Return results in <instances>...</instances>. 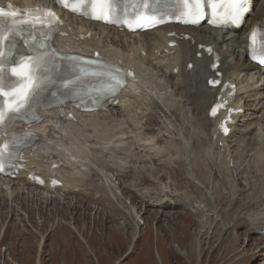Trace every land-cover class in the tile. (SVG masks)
<instances>
[{
  "label": "rangeland",
  "instance_id": "rangeland-1",
  "mask_svg": "<svg viewBox=\"0 0 264 264\" xmlns=\"http://www.w3.org/2000/svg\"><path fill=\"white\" fill-rule=\"evenodd\" d=\"M69 23L73 29L78 27L72 18ZM95 29L108 44V50L131 55L141 47L145 57L148 46L140 35L134 38L111 30L109 33L123 44L117 48L109 43L111 35L106 34L107 30ZM147 69L153 72L152 67ZM167 92L171 94L172 90ZM246 96L247 93L237 97L245 108L251 105L244 113L247 121L240 122L237 130L244 131L250 124L253 132H259L264 125V108L253 112L256 101ZM144 103L146 107L139 111L132 108V114L137 116L132 129L141 134L139 141L148 139L152 144L163 139L160 147L169 148L162 159L167 168L154 166L153 173H147L148 165L142 167L127 158L133 154V142H123V155H110L120 160L126 157L129 163L120 170L123 177L116 181L117 173L107 171L111 179L107 181L109 191L100 187L97 175L89 174L80 201L70 196L67 202L58 201L52 206L25 202L24 209L13 204L15 217L11 219L7 210L0 217V239L5 235L0 243V264H264V238L257 230L258 225L264 224V177L259 176L264 173V161L255 165L251 159L255 151L252 139L250 146L237 133L228 139L221 151L230 159L229 172L221 165L218 171L208 140L197 134L191 122L181 114L169 116L160 102ZM120 111H124L123 107ZM121 112H104L96 119L105 121L104 125L111 120L122 122L125 112ZM177 133L183 135L187 151ZM71 138L81 146L79 134ZM88 147L93 148L87 143ZM95 156L102 162L109 159ZM96 168L103 171L106 166ZM161 174L165 178L159 180ZM142 175H147L149 185L153 183L158 190L145 198L144 188H154L145 183L134 188ZM193 178L203 187L196 185ZM160 190L176 195L172 199L175 209L159 210L145 204L146 200L153 202ZM41 240L44 244L38 248Z\"/></svg>",
  "mask_w": 264,
  "mask_h": 264
},
{
  "label": "bare ground",
  "instance_id": "bare-ground-1",
  "mask_svg": "<svg viewBox=\"0 0 264 264\" xmlns=\"http://www.w3.org/2000/svg\"><path fill=\"white\" fill-rule=\"evenodd\" d=\"M14 1L24 2V0ZM28 2L47 5L51 0H29ZM252 7L253 14L247 18L241 31L214 30L206 26L198 28L164 26L155 31L141 33L139 34L140 37L143 38V41L148 46L145 57L140 54L141 47L133 50L131 55H125L122 50L121 52L108 50V44L104 43L103 38L95 32L93 33L94 27H97V25L73 19L77 22L78 27L68 30L70 26L67 24L68 29L65 28L69 37L61 41V49L66 50L69 48L74 51H85L90 55H92L94 50H98L105 58L113 59L116 64H123L125 69L133 68L139 83L122 91V95L119 97L120 106H114V102L105 103L102 107L103 110L99 112L100 116H103L102 111L104 109L106 114H111L118 110L121 112L120 107H123L124 111L122 112H125V115L123 114L122 117L125 119L122 122L116 123L111 120L107 125H104L106 124L105 121L102 122L96 119L98 114L83 115L77 114L76 111L72 110L77 114V117H75L77 121L65 123L62 122V117L58 110L46 112L43 115V122L36 130L43 132V135H39L37 148L25 154L26 172L17 174L15 180L0 178V206L5 205L2 210L0 209L2 214L0 217L6 214L5 210L9 212L8 215H11V219L15 217L17 212H15L13 204L19 206L20 209H24L25 202L52 206L58 201L67 202L66 200L70 196L72 200L80 201V196L84 190L83 183L88 181L89 174L97 175L101 180L100 187L102 189L105 187L109 191L110 187L107 181H111V179L106 174L107 171H115L117 173L114 179L116 181L118 178L123 177L120 170H124L129 162L142 165V167L148 165L147 173H153L152 167L154 166L167 168L168 164L162 159L165 157L164 152H168L169 148L168 145L160 147L163 139L159 138L152 144L148 142V139H141V142L139 141L141 134H139L140 136L137 135L131 126L133 125V119H137V116L134 115L135 113L132 114V108L136 107L134 110L139 111L141 108L146 107L145 101L147 103L160 102L162 108L167 111L169 116L174 117L177 114H181L182 117L191 122V127L193 129L196 128L197 134L208 140L209 151L212 153V158L216 161V170L219 171L221 165L224 166L223 170L228 173L227 166L230 161L226 162L227 156L221 152L222 148L218 146L219 144L223 145L227 140L219 137L214 139L213 130L216 124L214 120L212 121L207 117V111L218 94V89L210 90L206 85L207 79L215 74V72L211 73L209 70L212 65V55L208 56L204 49H200V47H210L217 53L221 64L217 71L222 74L221 80L231 81L237 85L236 96L247 93L248 96L246 97H251V100L256 101L252 108L253 112L263 110L264 97H261V92L264 90V72L246 60V42L247 36L253 27L264 26V0H253ZM65 18L68 20L69 16ZM103 28L107 30L106 34H110L111 30L116 31L114 28ZM88 32L91 33L89 39L86 38L80 42L75 40V38L81 35L84 36ZM171 33L181 37L187 36L188 39L176 40L177 47L170 50L173 54L166 55L165 44L169 41L167 35ZM112 34L114 35V33ZM109 43L117 48L123 45L118 37H113L112 35ZM198 54H200V58H197ZM189 63L193 65L191 70H187ZM148 67H152L153 72L148 70ZM175 69L177 70L176 74L174 72ZM155 73L156 76H154ZM149 79H153V81ZM167 89H171L172 93L168 94ZM236 99L235 97V104L238 109L244 110V113L251 109L250 104L245 108V105L238 103ZM68 111H71L69 106L63 112L68 113ZM244 113L235 117L238 120L235 125L231 126L229 139L234 137L235 133L245 140L246 145H249L252 139L251 145L255 146V151L251 159L254 160L255 165H258L264 161V125L259 129V132H253L250 124L245 127L244 131L237 130L241 123L247 121ZM135 126H138V124ZM41 127L42 131L39 130ZM78 134L82 138L83 143L81 142V146L76 145L71 138L76 137ZM176 136L181 141L184 150L187 151L188 144L183 135L177 133ZM123 142H133L135 146L133 154H128L129 156H127V158H130L129 162H127L126 157L123 160L111 157L113 154L123 155L126 150L125 146H122ZM87 143L88 146L93 148H86ZM105 153L107 156H103ZM96 154L101 155L102 160L109 159L105 162L98 161ZM52 163H60L63 166L57 173L62 187L51 190L48 185L39 187L28 180V174L33 171H37L40 175L48 178V167ZM97 164L106 166V169L103 170L104 172L97 168V171L95 170V167H98ZM260 172L262 174V170ZM259 176L264 177V173ZM164 178L165 176L161 174L159 180ZM148 182L150 183L149 177L142 175L139 177V184L134 185V188H138L142 183H145V186L154 188V191L144 188V198L158 191L153 183L149 185ZM193 182L203 187L197 178H193ZM173 195L176 196L170 191L160 190L153 202L150 203L146 200L145 204L159 210L175 209L177 205L176 202L172 201ZM20 199L21 203H18ZM27 212L31 215V212ZM161 213L166 214L163 211ZM237 220L241 223V220ZM258 226L257 230L259 232L264 229V224ZM260 236L264 238V233H260ZM4 239L5 235L0 239V243ZM43 244L44 241L41 240L38 248H41Z\"/></svg>",
  "mask_w": 264,
  "mask_h": 264
},
{
  "label": "snow or ice",
  "instance_id": "snow-or-ice-1",
  "mask_svg": "<svg viewBox=\"0 0 264 264\" xmlns=\"http://www.w3.org/2000/svg\"><path fill=\"white\" fill-rule=\"evenodd\" d=\"M59 2L63 3L64 0H59ZM87 2L88 0H74L72 10L73 11L78 10V8L75 6L76 3L86 4ZM183 2L189 6L188 10L190 11V13L192 15H195L197 18H199L202 15L204 8H211L215 10L217 8L224 7L227 10V17L231 19L232 22L239 23L241 21L242 14L245 11H247V5L249 0H183ZM114 4H115V0H104L103 8H107L110 10ZM65 6H68V4L65 3ZM91 6L93 9H95L96 4L94 0L91 3ZM83 14L92 15V13H89L87 11H85ZM12 16H14V13H5L3 9L0 8V39L4 38L2 33L5 31L15 34L17 31L23 30V27L17 25L14 19H10V17ZM94 18H98V19L105 18L103 10L98 16H95ZM252 39L255 42L256 40L255 32L252 35ZM261 41L264 42V32L261 33ZM25 79L34 89L36 85L34 83H31V67L28 68V75L25 77ZM0 88H2V86H0ZM3 115H4L3 109L0 108V120H3ZM225 131H227V129H225Z\"/></svg>",
  "mask_w": 264,
  "mask_h": 264
}]
</instances>
